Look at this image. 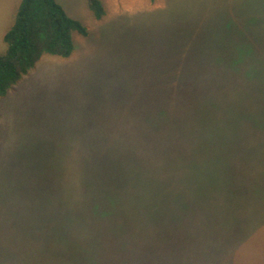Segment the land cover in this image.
Listing matches in <instances>:
<instances>
[{"label": "rangeland", "instance_id": "374dc122", "mask_svg": "<svg viewBox=\"0 0 264 264\" xmlns=\"http://www.w3.org/2000/svg\"><path fill=\"white\" fill-rule=\"evenodd\" d=\"M20 1L0 0V57L5 53L3 35ZM56 1L87 29V35L73 33L71 56H41L33 70L0 97V264H43L40 233L47 188L55 187L57 193L64 185L70 189L76 171L89 169L92 155L123 151L124 167L139 171L147 185L160 191L162 168L153 164L187 158L193 150L191 138L187 136L185 149L178 146L174 157L169 151L156 152V161L133 140L151 134V124L162 116L164 107L168 111L178 104L172 110L180 121L191 120L189 110L202 116L212 110L209 105L201 107L207 100L204 94L226 87L224 80L231 81L232 58L247 52L249 14L258 18L264 38V0H100L104 9L100 19L93 17L87 0ZM244 63L245 59L237 67ZM187 71L199 75L194 88L203 95L186 111L179 104L183 97L170 103L168 91L191 86L184 84ZM261 72L255 94L246 88L219 102L225 132L217 134V142L202 147L210 154L220 150L222 158L229 152L232 161L227 170L239 176L255 168L264 172V58ZM176 74L177 85L170 78ZM251 103L260 117L250 115ZM243 122L250 128L249 139L259 144L248 153L232 148L231 155L225 146L234 137L232 126ZM123 140L129 142L127 148ZM220 167L225 170V164ZM240 181L243 186L251 184L245 176ZM207 196L198 194L186 201L161 195L159 199L171 216L183 207L184 213L196 210L192 205L197 201V216L213 215L215 207L206 205L216 206L219 198L212 192ZM255 203L237 196L227 218L207 219L222 221L200 231L201 238L209 241L204 258L216 260L212 264H264V205ZM244 222L247 227H236Z\"/></svg>", "mask_w": 264, "mask_h": 264}, {"label": "trees", "instance_id": "16d2710c", "mask_svg": "<svg viewBox=\"0 0 264 264\" xmlns=\"http://www.w3.org/2000/svg\"><path fill=\"white\" fill-rule=\"evenodd\" d=\"M87 5L95 19L104 15L100 0H87ZM248 27L251 33L247 52L232 58L231 81L224 80L222 86L226 87L204 94L207 100L201 102V107L209 105L212 110L203 116L198 114L199 111L189 110L191 120L180 121L178 113L172 110L178 104L169 106L168 111L164 107L161 117H166L154 120L151 134L133 140L134 145L143 148L146 154H153L156 161V152L169 151L170 157H174L178 146L185 149L187 136L191 138L194 151L187 158L179 162L175 158L170 161L160 159L158 164H153L159 167L158 170L162 168L160 191L147 185L143 175L139 177V171L124 167L127 158L123 151L102 157L92 155L89 169L76 171L74 183L70 189L64 185L62 193H57V188L51 186L47 188L48 194L42 191L45 193L40 233L43 264H212L216 261L204 258L209 241L201 238L200 231L222 220L207 219L227 218L235 208L232 199L237 196L258 202L256 207L264 205V189L261 190L264 172L255 168L245 173L243 176L251 184L243 186L240 181L243 176L227 170L232 161L229 152L222 158L220 150L211 154L202 151V147L218 141L217 134L225 132L219 102L234 98L242 89L254 91L262 82L263 27L253 14H249ZM73 33L85 37L87 29L68 16L56 0H21L12 25L3 35L5 53L0 57V97L32 71L41 56H71L75 48ZM244 59V66L238 68L237 63H243ZM212 63L209 60L210 66ZM186 67L189 69L190 63ZM170 78L175 85L179 83L178 74L170 75ZM184 79V84L191 86L181 92L170 88L168 94L170 103L183 97L179 104L183 103L187 111L203 92L194 88V84H199V75L187 71ZM247 109L251 116L260 117L253 104ZM232 131L234 137L225 146L231 155L232 148L248 153L259 144L257 140L249 139L247 122L233 125ZM127 143V140L122 141L124 148L128 147ZM233 156L239 158L235 153ZM221 163L225 164L224 171ZM249 188L253 191L248 192ZM209 192L217 194L219 203L216 206L207 204V207L215 208L213 215L206 216H197L198 201L191 204L196 210L184 213L183 207L180 213L171 216L163 210V200L159 199L164 195L167 199L184 198L187 201L186 197L197 199L198 194L206 199ZM38 208L41 209L40 205ZM246 225L245 222L236 223L239 228Z\"/></svg>", "mask_w": 264, "mask_h": 264}]
</instances>
